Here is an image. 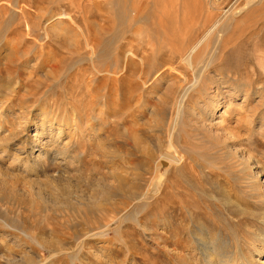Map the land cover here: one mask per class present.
I'll list each match as a JSON object with an SVG mask.
<instances>
[{"label":"rangeland","instance_id":"1","mask_svg":"<svg viewBox=\"0 0 264 264\" xmlns=\"http://www.w3.org/2000/svg\"><path fill=\"white\" fill-rule=\"evenodd\" d=\"M248 1L0 0V35L26 51L21 62L8 65L9 76L2 68L0 84L32 76L29 90L18 88L14 101L30 106V115H20L16 106L18 119L5 108L10 120L0 127V264L26 256L42 264H241L244 257L264 264V170L259 181L252 178L243 160L220 146L233 143L243 153L252 144L264 166V0L234 15ZM205 33L214 35L202 59L218 48L209 74L236 80L244 91L210 108L213 135L187 119L180 124L175 144L185 158L170 173L165 195L142 203L139 215L120 218L118 209L144 198L155 159L173 151L168 136L176 113L167 88L174 81L146 88L129 72L138 90L129 109L125 94L109 91L103 72L116 71L121 48L129 46L146 53L151 72ZM84 38L96 51L99 74ZM90 78L92 88L103 89L99 96L79 91ZM39 104L58 109L59 118L66 108L81 115L62 128L57 145L37 128ZM108 222L105 235L79 246V235Z\"/></svg>","mask_w":264,"mask_h":264},{"label":"bare ground","instance_id":"2","mask_svg":"<svg viewBox=\"0 0 264 264\" xmlns=\"http://www.w3.org/2000/svg\"><path fill=\"white\" fill-rule=\"evenodd\" d=\"M253 3H254L253 0H249L247 5L245 6V8L240 9L234 15L242 14V12L248 10ZM21 7H23V6H21ZM52 20H55V18H53ZM52 20L50 22H52ZM220 24H221V21L218 22V25H220ZM12 35H15V34H12ZM213 35H214V33H205L204 36L202 38H200V40L196 41L195 43L193 42L191 44H188L185 47H182L180 50H175L173 48L175 50L172 52L174 59L171 56L172 57L171 60H168V61L165 60V62H163V63L159 62L161 64L158 66H153V65H156V64H153L152 66H153V68L155 67V69L151 72H150V67H151L150 62H149V71L147 70L148 68H146V67H148L147 66L148 60H146V56H145L146 53H143L141 56L138 55L137 54L138 50L136 51L135 46H129V48L126 51L124 50V48H121L120 53H119V57L117 56L118 58H121V59H119L121 61L120 67H118L116 69V71H114L115 69L113 67L112 72L110 69H109L110 71L106 70L103 72L105 74L104 80L112 83V87L110 85L109 86L107 85V87H108L107 89H109V87H111V90H109V91H112V92L113 91H120L122 94H125L124 97L128 100V103H125L126 100L125 101L122 100V98H123V97H121L122 94L118 93L119 95L116 99L117 104L120 105V103L123 101L124 104H128L129 109L133 105V100L135 97V95L133 96V94H135L138 91L137 89H135L136 86L132 85V80H131L132 78L131 77H130L131 79L129 78V72H131L134 77L136 76L135 78H137V80H139L138 83H140V86H142V87L145 86L146 88L151 87L152 89H154V88L156 89V87L157 86L159 87L160 83L163 82L166 78H172L174 81L173 87L171 86V88L170 87L167 88L168 92H169V90H171V93L173 95L172 103H173V108H175V113H176L175 118H173V122L171 124V129H170L171 134H170V136H168L169 137V140H168L169 144L168 145L171 148V150H173V151L168 152L166 154L163 153L162 155L159 156V158L155 159L154 177L150 179L151 183H150L149 188H147L145 193H143V195H141V197L144 196V198H142L143 202L142 201L140 202L139 200H137L140 202V203L135 202V203H138V205H135V206L131 205V207L129 206L128 208L118 209L116 214L119 215L120 218L128 217V216L130 217L131 215L132 216L133 215H135V216L139 215V214H136V213H138V212H136V210L142 203H146L151 198L159 200L165 195V192L167 191L166 186L168 187V181L170 178V176H169L170 173L172 172V170L174 171V170H177L179 168H182V166H183L182 164H183V161L185 158L180 153L178 144L177 145L175 144V140L179 136L180 124L187 119L191 123H194L200 130L205 132L206 135L207 134L213 135V132L211 130V126H213V125H211L212 123L210 122V118L212 117V114L210 112V110H211L210 108L211 107L212 108L213 107H220V105L222 104L221 102L223 100H226V98H228V97H233V96L235 97V95L242 93L244 91L243 86L236 85L237 84L236 80H232L230 78L218 80V79H215L214 76H211V74H209L210 69L214 65L213 59H214V56L216 55L218 48H216L211 53V56L208 57L207 59H202L201 53ZM0 36H2V35H0ZM132 36H134V33ZM28 37H30V36H28ZM164 37H166V36H164ZM161 38L163 39V37H161ZM13 39L14 38L8 37V35H7V36H4L3 39L1 38V40H0V74L2 72V68L4 67L5 70L8 69V76H9L8 65L16 63V62H21V60L25 57L24 55L26 54V51L21 50L19 48V47H21L19 42L14 43ZM166 41H167V38H166ZM26 43H28V41H26ZM85 43H86L87 49H89L91 54H92V56L90 57V61L92 62L94 70H96V73L99 74L101 72L98 71L96 69V66L94 65V62H95L94 61V59H95L94 55L96 54L95 53L96 51H95L94 47L90 46V43L87 39H85ZM164 43L161 42L160 46L165 45ZM180 43H182V42H180ZM219 43H220V40L217 41V44H219ZM131 45H133V44H131ZM184 45L185 44H183L182 46H184ZM43 46L46 47L47 44H45ZM160 50H162V52H163V49H160ZM117 51H119V50L117 49L116 53H117ZM41 53H43L42 50H41ZM127 53H129V54H127ZM157 53H158V51H157ZM159 54H160V52H159ZM48 55H49V53H48ZM39 56H41V55L38 54V56H34V57H38V60H39V58H40ZM42 56H43V54H42ZM49 58H51V56ZM97 59H98V57H97ZM52 61H55V60L53 59ZM24 62H25V60H24ZM38 64H39V62H38ZM35 66H36V64H35ZM37 67H39V66L37 65ZM26 78H27V76H26ZM26 78H23L21 76L19 81H16L14 83V85L10 81H9L10 83H8V84H6V83L0 84V127L4 124V122H6V120H7L6 118L10 117V116H8L9 113L8 114L5 113V112H7V110H10L11 113H16V110H17L18 111L17 113L24 116L25 118L28 115H30L31 107L27 106L26 103L23 105H21V104L16 105L15 104V102H17V97H16L17 95L16 94L19 92V91H17V89L20 88L19 90H21V91L23 89H25V91L29 90V89H27V84H28L27 82H31L29 80L32 78V76H29L28 79H26ZM91 79L92 78H90V80L88 79V81L86 83H84L85 85L80 84L81 86L78 89L80 92L81 91L83 92V90H84V92H87L90 95H93V93H94V95H93L94 97H95V95L99 96L102 88L100 85L99 86L101 89L95 90L94 88H92V86L90 84L92 83L93 79L92 80ZM98 79L96 78V80H98ZM106 81H105V83H106ZM37 82H38V79H37ZM98 83H100V82H98ZM33 84L35 85V83H33ZM38 84H39V82H38ZM135 84H136V82H135ZM176 84H178V86H177V88L174 89ZM121 85H124L123 87H126V89L119 87ZM99 86H97V87H99ZM32 89L34 90L35 88L32 87ZM102 91H103V89H102ZM76 93H78V92H76ZM76 93H75V95H76ZM82 94H84V93H82ZM110 95H112V94H110ZM106 97H107V95H106ZM140 98L142 99V97H140ZM202 98H204V99L206 98L207 102H205V100H204V102H198V101H202L203 100ZM141 99H139V100H141ZM200 99H202V100H200ZM41 103H43V102H41ZM112 103H113V101H112ZM49 104H47V105L39 104L38 105V106L41 105L40 106L41 109L39 110V113L36 114L35 120L39 121V123L36 124L37 128H39L41 130V133L44 136L49 138V143L57 145L58 138L56 139V136H58V137L61 136L62 134H64V131H65L62 128H64L66 125H69V123H71V122L75 123L77 118L81 119L79 117L81 115L73 109L71 112L69 109L66 108L64 113H62V118H59V116H57V114H60V112H58V109L54 110V107L49 106ZM55 104H56V102H55ZM16 106H17V108L15 110L14 108ZM121 106H122V104H121ZM5 108L7 110H5ZM118 108H119V106H118ZM17 113H16V115H14V117L17 116ZM4 118L6 119L5 121H4ZM18 119H19V117H18ZM8 120H10V119L8 118ZM20 128H22V127H20ZM56 130L58 131V133H56ZM42 134H41V136H42ZM228 136H230V135H228ZM220 146L224 150H228L230 152V155L233 154V156L237 155V157H240V159L243 160V162H244L243 165L246 166L245 169L252 173V178L257 179L259 181V174L262 173V170H264V166H262L263 163L260 160H258L254 157L255 152L253 153V148H252L253 145L252 144L251 145L249 144V145H247V147H244L243 150H241L243 153H241L239 150H236V147L233 145V143L224 142V143H221ZM65 149H67V146H65ZM238 155H240V156H238ZM252 161H254L255 163H251ZM254 166L257 167L256 170L254 169ZM258 166L261 167V170L258 169L259 168ZM26 168H31V166H28ZM245 169L239 170V173L244 172ZM106 211H107V209L102 210V212H106ZM109 226H110V224L108 222L107 224L104 225V227L102 226L103 228L101 227V228L97 229L98 230L97 232H95V231L91 232V235H86V234L85 235H82V234L79 235L76 238L77 240H80V242L78 241V243H80L79 246L83 245L85 243V241H87L91 238L102 237L106 233V231L103 229L108 228ZM197 241H200V239ZM208 246L209 245L205 244V243L199 245V247L204 250L203 252L205 253L204 257L206 260L209 259L208 255H206V252L209 251ZM176 250L177 249L175 248L172 251H170V253H172V255L176 254L175 253ZM54 251L55 250L50 251V253L52 254V258L57 257V255L54 254L55 253ZM235 262L236 261L224 260L221 262V264H238L237 262L236 263ZM247 262L250 263L249 259H247V257H244L242 259L241 264H248ZM15 263L16 264H42V262H40V261L38 262L29 256L28 257L26 256V258H24L23 260H20L19 263H18V261H16ZM12 264H14V262ZM260 264H262V262Z\"/></svg>","mask_w":264,"mask_h":264}]
</instances>
